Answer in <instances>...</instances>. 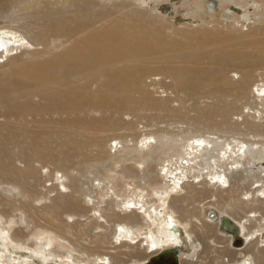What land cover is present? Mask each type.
<instances>
[{
	"label": "rangeland",
	"instance_id": "rangeland-1",
	"mask_svg": "<svg viewBox=\"0 0 264 264\" xmlns=\"http://www.w3.org/2000/svg\"><path fill=\"white\" fill-rule=\"evenodd\" d=\"M22 1L26 0H0V27L8 26L19 28L21 31L24 30L22 32L24 35H28L42 32V28L34 24H39L38 19L41 16L40 14L45 11V4L49 3L50 5H53V3H56L60 5V3L64 0H33L37 3V5L34 6V8L29 7V10L24 9L23 5L21 4ZM82 1L91 3L92 8L94 9L91 10L94 12H97L99 9L101 16H99L100 14L98 15L96 12L95 13L98 15V17L101 18V20H99L100 23L95 24L94 26H90L91 24L86 23V25L80 29L81 31H78L79 34L75 35L77 37H70L71 40H69L68 38V40H66V38H60L58 40L59 42L56 41L52 43L53 45L49 44L47 48L45 45H36V53L31 54V56L30 54H21L18 55L15 60L10 61L7 64L0 63V85H4L3 82L6 80H10V83L19 82L25 87L23 88L24 91L10 87L12 91L17 90L15 91V93L17 92V94L13 95L12 92L4 91L3 87L8 90L5 85L0 86V88H3L1 94L5 93L2 95L0 94V136L4 138H1L0 141H2L1 144L4 147V150L6 149V152H10L11 154L10 162L13 165L11 167H14V170L24 172L27 167L30 166V169L34 168V170L36 171V175L32 179H30V182L18 180L16 182L17 189L10 190L11 193L9 190L7 191L6 189H3H9V186H5V182L9 181L8 177H6L7 181H5L4 178L0 179V182H2L0 183V205H3L2 207L0 206V210L6 208L7 206L5 207V204H7L11 200L14 202L16 201L14 203L16 205H20V203L22 205L25 204L24 202H28V204H30V201L34 199V201H32V206L34 205V207H28V212L24 211V209L28 210L27 206H24L26 208L22 206V211L19 210L20 212L16 211L12 214L13 217L15 216L16 218H14L18 221L17 225L14 224L13 228H16V230L24 228V231H26L25 233L33 228L34 233L40 235L42 234L41 230L44 229L45 226H48V223L45 220L43 221V219L41 218L43 216L39 215V213L41 212L40 208L44 209L46 206H43V204L50 203H48V200L44 198L43 192L45 191V188L41 186L48 185V182L44 183V176L46 175L45 171L52 172L56 169H60L61 172L65 174L66 178L69 180V183H75L79 188L78 190H82L80 191L81 194H88L93 197L92 199H94V202H99V206H101L99 208L102 211V209L104 208L102 206L106 205L103 203L110 198L106 197V195H104V193L100 191L99 187H97L98 180H100L103 185L109 184V186L112 187L109 193L111 195L114 193H118L117 195L120 196L128 195L131 193L132 188L136 185V183L137 186L141 184V187H143L142 189L145 192H151L153 188L158 187L156 184L149 186L146 183L147 179L141 180L139 182L138 179H128L126 177H123V175L119 172L121 171L122 166L124 167L132 165L134 168L138 167L136 163L139 161V158L143 156L142 153H138V155L137 152H133V155L130 157V159L125 155L129 148L126 149L124 147L127 145L128 147L133 146L139 136H143L145 134L147 136V134L150 135L152 133V135L156 138V143L162 142V138L160 137L162 134V136H164V134H167V136H165L166 140H164L165 143H171L173 139H177L181 143V141L184 142L185 139H187L189 136L199 135L201 133L209 137L211 136L213 138L219 139L217 141L218 144L231 142V138L233 137L238 139L240 138L241 140L245 139L244 141H252L254 138L255 141L264 139L262 137L264 136V112L262 111L264 110L262 109L264 105L262 106L259 103L263 101H260L258 97L250 93L252 83H264L263 6L261 8L256 7V9L254 6H252L253 8H251L250 12L247 13L250 19L246 22V24L233 23V21L231 20V14H227L223 11H217L212 15H209L208 12H205L204 10H202L201 13L197 12V15L201 18L200 24L191 22V20L189 19L184 20V17L187 14L189 15V12H186V10L182 9H180V12L176 16H174V20H171L170 18H165L164 20L149 18L150 20H153L152 22L154 23V27L151 29L142 28L145 35H139L140 31L142 30L138 29L139 33H137V31H135L137 30V28L134 27L132 30L130 29L131 33L135 32L134 35L132 34V37L134 38L127 40V43L123 41V39H119L117 41L122 42V45L117 42H115V44H106L105 42H103V44L108 47L113 46L111 47L112 49L108 47L105 48L103 44L100 45L102 46V49L104 47V50H102V54L104 53V51L107 52V50L109 49L108 54L104 53L102 55L104 57L105 55L110 57L112 52H114L116 54L120 53V55L122 53L121 56L125 58V55L129 50L128 48H138L139 50L137 51L133 50L136 56L133 54V56L131 57L133 59L136 58V61L134 59V61H132V63L130 64L124 63L113 66L110 65L111 67L108 64L107 65L109 67L103 63L101 64V66L97 64L98 67H96V69H98V71L95 69V67H91L90 70H87V72L83 71V74L82 72H80L78 76V74L71 75L67 71L68 69L65 67V65L62 64L64 62L66 64L67 62L72 61V59H75V55L72 57L74 49L76 50L77 48H80L78 49V51H80L82 54L88 53L86 50L88 49V59L92 58L94 60L93 54L96 56H100L99 53L94 51L92 52V49L96 47L93 45H98L94 44V40L92 39H95L97 34L99 35L104 33V31L105 33H107L113 30L120 32L123 27L122 24H130L129 26H131V21L129 19H132V16L130 15L129 17V14L135 12L138 13L140 12V9L145 13L149 12L151 17H155L152 13L154 4L150 1H148L146 8H141L137 5V2L135 0H75V2L73 0V2L76 4V7L77 4L81 5ZM175 1L177 2L179 0ZM67 8L68 7L65 4L64 9ZM158 8L164 13L166 10H168L167 5H160ZM72 11L73 9H68V13H66V15H73V13H70ZM103 11H105V13ZM102 14L104 15L102 16ZM105 16H107V20ZM172 16V14H169V17ZM86 18L87 22H89V17L87 15ZM157 33L158 35H156ZM49 42L50 41L45 42V44ZM91 43L93 44L91 45ZM143 50L145 55L144 57ZM69 51L70 55L68 56ZM149 51L151 52V54ZM145 52H148V54H146ZM153 52L155 56L152 55ZM137 55H139V57H137ZM140 57H143L142 60ZM145 58L147 60H145ZM137 59L141 61H138ZM93 60L90 59V61L94 63ZM57 63H59V66L57 65ZM60 63L63 66H61ZM58 67H61L62 69ZM119 68H128V70H125L127 73L125 72L124 74H129V71L131 72L135 68L146 71V74L139 79V87L143 91L145 96L141 93L142 91L139 92L133 90L130 92V98L132 99L131 101H134L135 103V101L139 99H141L142 101L144 98H147L148 102L151 100L159 102L162 101L161 103L165 105V108L163 107L158 109L155 107L152 108V106L145 107L142 105V108L141 106L135 109L131 106H120L121 108H124L120 109L119 105L116 106L117 101L120 102V100H123L125 95L121 93L119 94V96H116V99L112 98V100H110L109 97L108 99L104 95V86H106L107 83L103 82L102 79H104V75L112 74L113 71ZM57 69L65 72L66 75L64 78H60L58 75H56V73H58ZM91 69H94L93 73H91ZM99 69L102 70L100 71ZM171 70L172 72L179 71L182 72V74L186 73V75L191 72L201 71L197 72L198 74L194 73L191 75L193 77H197V75H200L202 80H212L210 79L213 77V75L212 77H210L211 74L218 75L216 77V81L218 78H220L221 80L219 79L218 81L222 83L217 82V87H215V89H213V86L215 84H208L207 87H205L206 89L198 87L194 90L190 89V91V85H187L188 87L186 88L185 85L180 86V88L176 87L177 85L174 83L175 81L173 80ZM205 70L211 71H209V74H206L208 73V71ZM214 70L216 73L214 72ZM37 73L39 74L38 76ZM208 75L209 78H207ZM247 75L250 78V88H247L245 92L242 93L235 92L237 88L234 87V85L238 86L243 78ZM200 77L197 78V80L200 79ZM227 78L231 83L226 81ZM213 79L215 80V78ZM231 86L234 87V91ZM78 87L80 89L78 95H81L82 97L80 96V98L82 99L85 98V95L86 98L97 99L99 96L97 100H103L104 98L106 100L104 99L103 102L101 100L98 111L97 108L95 110L96 106L94 107L93 105H88L91 106L89 107L90 109L88 107H85L81 112L82 114H79V118H81L83 123L81 124V127L78 128V135L74 134V136H64L63 134L68 133L69 130H67L66 128H58L55 123L43 122V120L55 121L57 119V115H48L49 117L47 116L43 118L45 114L40 115L38 113H35L33 108H41V106L43 107L44 105L46 106L47 104H49V98H47V96L51 93L56 97H67V93L69 94L72 91L75 92V90H78ZM8 93L12 95L10 96ZM142 95L143 97H141ZM13 96L15 97L13 98ZM113 99L116 101L114 102ZM15 105L20 106L21 108L23 107L22 109L20 107L17 108L18 110L16 111L20 112L19 114L10 113L12 109L15 108ZM102 106L104 109H102ZM114 106H116L117 108H115ZM212 107L214 108V111H212ZM208 108L210 109V112L213 113V116H211L212 114L210 113V120H206V118L202 117L203 114L201 113L202 115H200L199 113V110L207 111ZM164 109L167 111H164ZM256 110H258V112ZM202 112L204 113V111ZM197 116H199V118H197ZM254 116L255 118H253ZM61 117L65 119L67 115L63 114ZM258 118H262L261 122H259L260 119ZM241 120L244 122H242ZM253 121L263 123L261 125L262 127L258 123L254 124ZM256 124L258 126H252ZM253 127L256 129H254ZM137 129H140L141 131L143 130L144 132H141L140 130L137 131ZM50 133L54 135L49 136ZM255 134H259V138H256ZM10 136H13V141L15 142V144H10V142L8 141V138ZM249 136L252 138L248 139ZM115 138H117V143L114 145L115 142L113 141L112 143H110L109 140ZM74 140L82 143L91 140L93 142L95 141V143L94 145L89 146L91 143L86 142L88 145L84 149H81V157H78L77 153L72 152L70 153L71 155L69 159L67 161H64V163L62 164L60 161H63V158H65L64 154L67 153L65 151L69 150L68 148L73 146V142H75ZM111 144L112 147L110 148L109 146ZM66 146H68V148ZM258 148L260 151H262V153H264V147L260 146L259 144ZM165 150L166 148H158V150L156 149L155 151H152V153L154 152V154L151 153L150 155L155 157L156 159L152 160L153 158H150L149 156L145 157L142 167H146L147 169L154 167L151 170H156V168L159 169L158 167L163 162V160L168 159L174 153L170 149H167L166 151ZM245 161L247 162L248 168H251L250 171L252 173L250 171H247L250 172L248 173V175H246L247 172L246 174L243 173L241 176L242 179L240 180L235 179L234 177H232V175H230L231 177H229L228 183L229 189L232 191L239 189V191H234V193H232L230 191L228 192L227 190L225 191L226 194L222 191V195L224 197L221 194L219 195V197L217 196L219 205L228 206L232 203H236L238 204V206L240 205L242 210L248 209V205L245 206L243 205L244 203L241 204V202H239V198L242 199L243 202H245L246 196L244 195V193L246 191H249V188H251L250 191H253V189H255L254 186H256L257 183L255 184L254 181L259 175V167L261 168L264 162L253 161L250 158H247ZM1 162L2 160H0V165ZM41 167H44L45 169L42 171V175L41 173L40 175H38L39 173L37 174V171L40 172ZM142 167L138 168V171H141ZM118 173H120L122 177L118 175ZM251 174L255 176V179L248 177ZM245 175L248 178H246ZM260 175L263 176L264 172ZM250 178L254 180H251L254 184L250 182ZM124 179L126 181H124ZM237 180H239V182H237ZM124 182L125 184H131L125 185L123 184ZM133 183L135 184L133 185ZM250 184H253V186ZM27 187H31L32 189L29 193V196H26L25 194L27 193H24ZM71 187L68 188L69 191H67V193L79 198V194H72L73 187ZM242 194L244 196H242ZM51 195H55V192ZM53 197L55 198V196H52L51 199H53ZM104 197H106V199ZM200 197L201 196H198L196 201L193 202L196 206L194 205L193 207V203H190L193 209H191L189 203L187 204L186 202H184L186 203L185 205H188L191 210L187 209V206L185 207L183 203V205L181 204L179 210V214L181 215V217L183 216L182 213L184 211L185 214L186 212H189V214L187 213L186 215H194L193 212L196 211L197 208L202 209L206 207V205H204V202L200 203ZM220 197L221 201L219 200ZM81 198H84V196H81ZM236 199H238L239 201ZM45 200L47 203L45 202ZM2 201L3 203H5L6 201V203L3 204ZM182 207L184 208V210ZM198 209L197 211H199ZM209 210L213 209H207L205 212V216L208 215ZM23 211L24 215L27 213L26 216L28 217V219L33 218V220H28L26 218V221L28 220L27 222H29V226L32 224V227L30 226V228L28 227V229L26 230L25 223L23 222V218H25L22 214ZM36 211L37 213H35ZM108 212L109 211H105V213H103L102 211L103 215L108 214ZM176 214L179 215L178 213ZM202 215V211L196 214V216H199L201 219H203L204 215ZM39 216L41 219L39 218ZM107 218L108 217L105 216V219L102 222V225L104 226L102 227V229H87L84 230V232L86 233L82 231L83 233H80V235H78V231L72 229V231H68L69 233H65V237L68 238V240L70 239L69 241L74 245H77L78 247L88 248V246H92L91 242H93L98 236V238H100L101 236H103V234L109 235V231L112 229V222L108 219L109 222L107 223ZM73 219H69L68 222L75 223V221L77 222L79 218L77 216H74ZM84 219L85 217L80 220L85 221ZM83 223L85 224L86 221ZM105 223L107 224V226ZM83 227L84 229L86 228V226ZM105 229L107 231H105ZM141 229L142 228L137 225L136 227H134L133 231L136 232L140 230L143 233L147 230L146 228H143L142 230ZM103 230L108 233H104ZM94 234H98L97 237H95ZM207 237H210L211 240H214V243L217 245H223V243H225L224 240L219 241V239L215 235L213 228L194 230L191 234V239L197 241L198 250L196 249L195 253H199L198 255L201 260L199 257V260L197 259L196 254L193 257V262L189 264H221L220 257L225 254V249L217 248L212 242L211 244L208 243V245H206V243L209 241V238L207 239ZM104 244H102L100 248L96 249V251L103 253L106 252L110 255V252L115 249H111V246L108 245V243H106L107 246ZM133 246L135 245H126L125 249H129L127 251H125L124 247L119 249L116 248L115 251H118L117 254L119 255L118 259L121 262H124H122V264H129V261L132 262L134 259H136V257L134 256L137 249ZM105 247L108 250H111L106 251ZM132 247L134 250H132ZM143 248L144 245L140 247V250H143ZM119 251L122 252L121 255ZM125 252H128L129 255ZM131 253L133 257H131ZM195 259L198 261L197 263H194L196 262L194 261ZM125 260H128V263L125 262Z\"/></svg>",
	"mask_w": 264,
	"mask_h": 264
},
{
	"label": "bare ground",
	"instance_id": "bare-ground-1",
	"mask_svg": "<svg viewBox=\"0 0 264 264\" xmlns=\"http://www.w3.org/2000/svg\"><path fill=\"white\" fill-rule=\"evenodd\" d=\"M32 1L29 0L22 1L21 4L23 5L24 9L29 10V7L34 8V6L37 5L35 1L33 2ZM135 1L137 2V5L140 6L141 8H146L148 1L152 2L154 4L152 13L154 14L155 17H151L149 12L145 13L143 10L140 9V12L138 13L136 12L131 14L128 13L129 17L130 15L132 16V19H129L131 21V26H129L130 24H122L123 27L120 32L113 30L107 33H105L104 31V33L99 35L97 34L95 39L92 38L94 41L91 40L93 41L94 44H98V45H93L96 47L92 49V52L94 51L100 54V56L98 55L96 56L93 54L94 57L93 56L92 57L94 58V60L90 58L91 60L94 61V63L90 61V59H88L89 52L86 54H82L80 51H78V49L80 48H77L76 50L74 49L73 50L74 53L72 57L75 55L74 56L75 59L74 60L72 59V61H69L66 64L65 62L62 63L65 65V67L68 69L67 71L71 75L78 74L79 76L80 72H82L83 74V71L87 72V70H90L91 67H95L96 69V67H98L97 64L99 66H101L102 63L105 65L108 64L109 66L110 65L113 66L124 63L130 64L132 63V61H134V59L136 61V58L133 59L131 57L133 56V54L135 55L134 51L139 50L138 48H135L136 50L128 48L129 50L125 55L126 56L125 58L121 56L122 53L120 55V53L116 54L114 52H112L110 57H108L107 55H105V57L102 56L104 53L108 54L109 52L108 49L107 52L104 51V53L102 54V50H104V47L105 48L108 47L105 44H103V42H105L106 44L107 43L115 44V42H117L119 39H123V41L127 43V40L134 38L132 36L135 34V32L131 33L130 29L132 30L134 27H136L137 30L135 31L139 33V30H142V28L151 29L154 27V23L152 22L153 20H150L149 18H153V19L156 18L157 20H164L165 18H170L171 20H174L175 19L174 16H176L180 12L179 10L182 9V10H186V12L187 11L189 12V15L187 14L184 17V20L189 19L191 20V22H196L200 24L201 18L197 15V12L201 13V11L204 10L205 12H208L209 15L210 14L212 15L217 11H223L227 14H231L232 16L231 20L233 21V23L246 24V22L250 19L247 13L250 12L251 8H253L252 6H254L255 9L256 7L257 8H261L262 6L264 7V0H179L177 2L175 0H135ZM74 2L73 0H64L61 3L59 2L60 5L56 3H53V5L52 4L50 5L49 3L45 4L44 5L45 11H43L42 14L38 12L41 15L40 18L38 19L39 24H34L42 28V32L24 35L22 33L24 30L21 31L19 28L8 27V26L0 27V63L7 64L8 62L15 60L17 56L21 54L24 55L30 54L31 56V54L36 53V47H37L36 45H40V46L45 45L47 48L49 44L51 45L52 43L58 41L60 38L62 39L66 38V40L68 39L71 40L70 37L79 34L78 31L82 27H84L86 23L91 24L90 26H94L95 24L100 23L99 20H101V18L98 17V15L100 14L99 9L97 12L95 11L98 14L97 15L94 11L91 10L93 9L91 3L89 2L86 3V1H82L81 5L77 4L76 7V4ZM65 4L68 7L67 9H64ZM160 5L162 6L167 5L168 10H166L165 13L162 12L158 8ZM70 8L73 9V11L70 12L73 13V15L68 16L66 15V13H68L67 11ZM103 12L105 13V11ZM169 14H172L173 16L169 17ZM86 15L89 17L88 19L89 22H87ZM103 15L104 14H102V16ZM99 16H101V14ZM105 17L107 20V16ZM140 33H143V30L140 31ZM140 33L139 35H145L144 33L143 34ZM156 35H158V33ZM48 41L50 42L45 44V42ZM93 43H91V45ZM117 43L121 44L122 42H117ZM101 44H103L104 46L103 49L101 48L102 46H100ZM111 47L113 46H110L108 48L112 49ZM68 53L66 54H68L69 56L70 51ZM145 53L148 54V52ZM139 55H137V57H139ZM152 55L155 56L154 52L152 53ZM144 56L145 55L143 50V57ZM143 57H140L141 60ZM145 60L147 59L145 58ZM62 64L61 66H63ZM57 65L59 66V63H57ZM126 69L128 70V68ZM126 69L119 68L113 71L112 74H109L110 82L109 84H106V86H104L105 89L104 95L106 96L107 93L108 94L111 93L115 96L114 98L116 99V96H119V94L123 93L125 95L123 100H120V102L117 101V104L115 103L116 106L119 105V107L131 106L132 108L135 109L140 106L141 108L143 106L145 107L152 106V108L153 107L158 109L163 108L165 105L161 103L162 101L159 102V101L151 100L148 102L147 98L146 99L144 98L142 101L141 99H139L135 101V103L134 101H131L132 100L130 98L131 91L133 90L139 92L142 91L139 87V79L146 74V71L142 69L133 68L134 70H132L131 72L129 71V74H124L126 72L125 71ZM58 70L59 69H57V72ZM91 70L94 71V69ZM96 70L98 71V69ZM99 70L101 71L102 69ZM205 71H208V73L206 72L204 73L209 74L210 73L209 71L211 70H205ZM197 72H201V71L191 72L186 75V73L182 74V72L179 71L172 72L171 70L173 80L175 81L174 83L177 85L175 86L179 88L180 86H184V85L186 88L188 87L187 85H190L189 90L190 89L194 90L198 87L205 88L207 87L208 84H215L214 86L211 85L214 87L212 88L215 89V87H217L216 86L217 82L218 83L220 82L218 81L220 78H218L216 81V77L218 75L211 74L210 77H212L213 75V77L210 78L212 80H208V79L202 80L200 75L199 76L197 75L198 74ZM194 73H197L196 74L197 77H193L191 75ZM38 75L39 74L37 73V76ZM199 77L200 79L197 80V78ZM207 78H209V75ZM213 78H215V80ZM249 79L250 78L247 75L243 78V80L239 85L237 84L238 86L234 85V87L237 88L235 92L242 93L245 92L247 88H250ZM9 81L10 80H6L3 82V84L8 88V90H6V88L3 87L5 92H12L13 95L14 94L16 95L17 92L15 93V91L17 90L12 91L10 87L24 91L23 89L25 88L24 85L20 84L19 82H12L14 83L12 84ZM226 81L230 82L228 78ZM4 85H0V86H4ZM234 87H232L233 91L235 90ZM3 88H0V94ZM250 91L249 92L251 94L258 97L260 101L264 102V83L261 82L257 84L256 82L255 84L252 83ZM141 93L145 96L143 91ZM56 94H61V93H56ZM9 95L11 96L12 94ZM67 95H68L67 97H64L62 95H61L62 97H56L54 94L51 93L50 95L47 96V98H49V104H47L46 106L44 105L43 107L41 106V108L40 107L33 108V110L35 111V113H38L40 115L45 114L43 118L47 117L48 115L49 116L57 115V119L55 121L43 120V122L55 123L58 128H66L67 130H69L70 132L68 131V133L63 134L64 136H74V134L78 135V128L81 127V124L83 123L81 118H79V114L84 110L85 107L86 108L91 107L88 105H93L94 107L96 106L95 110L97 108L98 111L99 110L98 107L100 106V102L102 99L97 100L99 96L98 98L96 97L97 99L86 98L85 95H84L85 98L82 99L80 98L81 95H78V90H75V92L72 91L69 94L67 93ZM143 95L141 97H143ZM14 97L15 96H13V98ZM104 99L102 100V102L104 101ZM115 101L116 100H114V102ZM263 102H259V103L263 106L264 105ZM103 106L102 109H104ZM116 106L114 107L117 108ZM19 107L20 106L15 105V108H13L10 113L19 114L20 112L16 111L18 110L17 108ZM121 107L120 109H124ZM209 108L207 109V111L199 110L200 115L203 114L202 117L206 118V120L208 119L210 120L211 116H213V113L210 112L211 108L210 109ZM262 109H264V106L262 107ZM164 111L167 110L164 109ZM202 111H204V113ZM212 111H214V108ZM256 111L258 112V110ZM262 111L264 112V110ZM63 114L67 115L65 119L61 117ZM197 118H199V116H197ZM253 118H255V116ZM261 119L259 122H261ZM51 120H52V116H51ZM253 123L255 124L258 122L253 121ZM258 124L261 126L263 123H258ZM252 126H258V125L256 124ZM138 130L140 129H137V131ZM52 135L54 134L51 133L49 134V136ZM162 135L160 136L162 138V142L160 143H156V138L151 133L150 135L147 134V136L146 134L143 136H139L135 144H133V146L129 145L131 147H128V145L125 144L127 146H125L124 148L126 149L129 148L125 154L126 156H128V158H130L133 155V152H137V154L142 153L143 156L140 157L139 161L136 163L138 167L134 168L132 165L124 166V167L122 166L121 171H119L123 175V177H126L128 179L129 178L138 179L139 182L141 180L147 179L146 183L149 186L156 184L158 187L153 188L151 192L143 191L142 189L143 187H141V184L137 186L136 183V185L132 188L131 193L128 195L120 196L117 195L118 193L116 194L114 193L111 195L109 193L112 187L109 186V184L103 185L102 182L97 179L98 180L97 187H99L100 191L103 192L104 195H106V197L110 198L109 200L105 201L106 197H104L105 202L103 201L104 202L103 204H106L102 206L104 207L102 209L103 213H105V211L106 212L109 211L108 214L106 215H103L102 211L100 210L99 207L101 206H99V202H94V199H92L93 197L88 194H84V193L81 194L80 191L82 190H78L79 188L76 186L75 183L74 184L69 183V180L66 178L65 174L61 172L60 169H56L52 172L45 171L46 175L44 176L45 177L44 183L48 182V185H41L45 188V191L43 192L44 198L48 200V203L50 202L49 204H43V206L46 205L44 209L40 208L41 212L39 213V215L45 217V218L43 217L41 218L43 219V221L45 220L48 223L47 224L48 226H45V228L41 230L42 234L38 235L34 233L33 228L30 229V231H28L27 233H25L26 231H24V228L18 230H16V228H13L14 224L17 225L18 223V221L15 219L16 217L14 216L15 217L14 218L12 215L13 212L16 211L20 212L19 210H21L22 206L23 207L27 206V209L28 207L33 208L34 205L32 206V201H34V199L30 201V204H28V202H24L25 204L21 205L20 203L21 207L20 205L14 204L16 201L14 202L11 200L12 202L9 201L7 204H5L6 201L5 203H3L2 201V203L5 204V207L6 206L7 207L0 210V264H122L123 261L121 262L118 259L119 258V255L117 254L118 251L116 252L115 250L116 248L119 249L122 247H124L125 249L126 245L127 246L135 245L133 247L137 249L134 256L136 257V259L133 258L134 260L132 262L129 261V264L130 262L131 264H145L148 258L168 248H178L179 249L178 263L189 264L193 262V257L197 254V252L195 253V251L198 248L197 241L191 239V234L193 233L194 230H198V229L204 230L206 228H213L215 235L217 236L219 241L224 240L225 242L223 243V245H217L214 243V240H211L210 237H207V239L209 238L208 239L209 241L206 243V245H208V243L211 244L212 242L214 246H216L217 248H224L226 250V251L224 250L225 254H223L222 257H220L221 264H264V185H263L264 175L263 176L260 175L264 172V163L262 164L261 168L259 167V175L255 181L253 180L255 179L254 178L255 176H253L252 174L251 175L253 177L251 175L248 176L253 178V179L250 178V182L254 181V183L255 184L257 183V185L254 186L255 189H253V191H250L251 188H249V191H246L244 193V195L246 196V201L243 202V200L240 199L239 197L238 198L240 201L236 199L239 202H241V204L244 203L243 205L245 206L248 205L247 210H242L240 205L238 206V204L236 203H232L228 206L219 205L217 198V196L219 197L220 194L222 195V191L223 193L227 190L228 192L230 191L232 193H234V191L236 192L239 191V189L234 191L229 189V184H228L229 177H231L230 175H232V177H234L235 179L240 180L242 179L241 176L243 173L246 174L247 171H250L251 168L250 169L248 168L247 162L245 161L247 158H250L253 161L264 162V153H262V151H260L258 148L259 144L260 146L264 147V139H263L264 136H262L263 138L261 137L263 140L260 139L256 141L254 140L255 138L253 140L251 139L252 141L250 140L244 141L245 139L241 140L239 138L240 139L239 140L238 138L233 137L231 138L232 139L231 142H226L225 144H218L217 141L219 139L213 138L211 136L209 137L202 133L199 135L189 136L187 139H185V141L183 140L184 142L181 141V143L177 139H173L171 143L169 142L165 143L164 140H166L165 136H167V134L166 135L164 134V136ZM255 137L259 138V134L258 135L255 134ZM1 138L2 137L0 136V139ZM249 138L252 137L249 136L248 139ZM13 140H14L13 136H10L8 138L10 144L13 143L15 144ZM109 141L110 143L114 141L115 142L114 145H115L117 143V138L110 139ZM1 142L2 141H0V160H2V162L0 165L1 166L0 179L4 178L5 181H7L6 177H8L9 181L5 182L6 183L5 186H9L8 187L9 189L7 188H3V189H6L7 191L15 190L17 189L16 182L18 180H23L24 182L25 181L30 182V179H32L36 175V171L34 170V168L30 169L29 168L30 166L27 167V169L24 172H19L18 170H14V167H11L13 165L10 162L11 154L10 152L9 153L6 152V149L4 150V147L1 144ZM86 142L82 143L75 141L73 142L74 144L72 147L68 148V146H66L69 150L65 151L67 153L64 154L65 158H63V161L59 158L61 160L60 162L63 164L64 161H67L71 155L70 153L72 152L77 153L78 157H81L82 155L81 149L87 147L88 142L91 143L89 146L94 145L95 143V141L93 142L91 140L88 141L87 143ZM109 147L111 148L112 144ZM158 148L159 149L166 148V150L170 149L174 153L168 159L163 160V162L161 161L162 163L159 165V167L157 165L159 169L156 168V170H151L154 167L148 169L146 167L145 168L142 167L144 164L143 161L145 157L149 156L150 158H153L152 160L156 159L150 154L152 153V151H155L156 149L158 150ZM152 154H154V152ZM141 167L142 170L138 171V168ZM44 169H45L44 167H41L40 168L41 171L40 172L37 171V174L39 173L38 175H40L41 173L42 175V171ZM250 172H247L246 175H248V173ZM120 173H118V175H120ZM122 175L120 176L122 177ZM248 177L246 176V178ZM239 180H237V182H239ZM124 181L126 180L124 179ZM123 184H125V182ZM128 184L129 183L125 185ZM134 184L135 183H133V185ZM253 184L250 185L253 186ZM71 186L73 187L72 194H79V198L73 195H69L67 193V191H69L68 188H70ZM31 190H32L31 187L30 188L27 187L26 190L23 191L24 193H27L25 194L26 196L27 195L29 196ZM54 192L55 195H51L54 194ZM244 195L242 194V196ZM52 196H55V198L53 197V199H51ZM81 196H84V198H81ZM198 196H201L200 203L204 202L205 203L204 205H206V207L202 209L197 208L199 211H197L196 208L195 209L197 213L202 211L204 218L201 219L199 216H196L197 214L196 211L194 212L192 211L194 215H186L187 213L189 214V212H186L185 214V211L183 213L181 212L183 215L181 217V215L179 214L181 204L183 203L185 205L186 203L187 204L188 203L190 204L191 202L193 203L196 201ZM221 197L219 198L220 201H221ZM194 205L195 204L193 203L192 206L194 207ZM186 206L187 209H190L188 205H185V207ZM209 208L213 209L211 212L215 213V217L211 216V212L207 216H205V212ZM191 209L193 208L191 207ZM24 211L28 212L29 209L28 210L24 209ZM24 211L22 213L23 215H24ZM35 213H37V211ZM176 213H178L179 215H177ZM26 214L24 215L25 218H23V222L25 223V230L28 229V227L30 228V226L32 225L31 224L29 226V222L27 221L30 219L33 220V218L28 219ZM74 216H77L79 218L77 222L75 221V223L73 222L69 223L68 220L73 219ZM105 216L108 217L107 223L109 221L112 222V229L110 228L111 230L109 231L110 232L109 235L103 234V236H101L100 238H98L99 236L97 237L98 234H94V236L97 238L93 242H91L92 246H88V248L78 247L77 245L71 243L69 241L70 239L68 240V238L65 237V233L68 232L69 230L72 231V229L78 231V235H80V233H83L84 230L87 229L88 230L89 229L92 230V228L102 229V227H104L102 225V222L105 219ZM83 217H85L84 219L86 221L85 224L83 223L85 221L80 220ZM222 217L229 218V220L236 226L237 228L236 234H232L225 230L220 229V219ZM26 218L28 219L27 221ZM137 225H139L142 229L146 228L147 229L146 232L142 233L140 230L134 232L133 229ZM83 226H86V228L84 229ZM105 231L107 230L105 229ZM105 231L104 233H108ZM238 241L239 244H237ZM106 243H108V245L111 246V249H115L110 252V255L109 253L107 254L106 252L103 253L96 251V249L100 248L102 244L106 245ZM142 245H144V248L143 250H140V247ZM133 247L132 250H134ZM105 249L106 251L111 250V249L108 250L106 247ZM127 250L125 249V251ZM128 252L125 253L128 254ZM121 253L122 252H120V255ZM132 253H131V257H133ZM198 254L196 257L199 260L200 257ZM127 261L125 260V262ZM194 261H196L194 263L198 262L196 259Z\"/></svg>",
	"mask_w": 264,
	"mask_h": 264
},
{
	"label": "water",
	"instance_id": "water-1",
	"mask_svg": "<svg viewBox=\"0 0 264 264\" xmlns=\"http://www.w3.org/2000/svg\"><path fill=\"white\" fill-rule=\"evenodd\" d=\"M86 50H87V52H89L88 49H86ZM60 72H62V73H60ZM92 72H94V71H92ZM56 75H58L60 78H64L66 74H65L64 71L59 70L58 73H56ZM102 81L107 83V84H109V82H110L109 75L108 76L104 75V79H102ZM79 90L80 89L78 88V92H79ZM106 97H109L110 99H112L115 96L113 94H111V93H109V94L107 93ZM211 211L212 210H209L208 214ZM211 216L215 217V213L211 212ZM220 229L221 230H225V231H227L229 233H232V234H236L237 233L236 226L227 217H222L220 219ZM237 244H239V241H238ZM178 256H179V249L178 248H168V249H165V250L159 252L158 254L150 257L145 264H179L178 263L179 262L178 261V259H179Z\"/></svg>",
	"mask_w": 264,
	"mask_h": 264
}]
</instances>
